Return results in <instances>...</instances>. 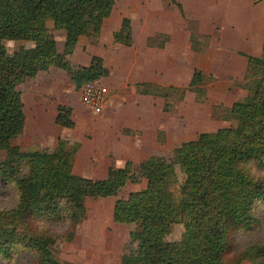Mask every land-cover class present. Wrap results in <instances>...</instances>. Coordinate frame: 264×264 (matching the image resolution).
<instances>
[{
	"label": "trees",
	"instance_id": "obj_1",
	"mask_svg": "<svg viewBox=\"0 0 264 264\" xmlns=\"http://www.w3.org/2000/svg\"><path fill=\"white\" fill-rule=\"evenodd\" d=\"M114 3L0 0V150L5 151L0 160V264H64L56 258L55 247L74 238L86 219L85 200L115 197L127 183L139 182L129 160L122 167H109L104 178L75 174L78 146L68 139L59 138L53 151L12 148L25 128L18 89L25 79L52 66L71 69L78 89L108 73L99 56L74 68L67 57L80 36H99ZM48 21L65 32L62 52ZM189 39L195 52L208 46V35L190 32ZM5 40L32 44L7 54L2 48ZM113 40L132 44L127 19L113 33ZM245 56L244 77L234 82L245 94L230 107L211 108L212 118L227 120L235 115L236 124L198 133L175 146L171 157L161 152L151 155L138 165L145 186L115 199L113 221L135 226L130 237L136 248L123 252L119 264H241L247 259L264 264V238L251 237L264 218V38L259 56ZM213 80L195 70L189 86L149 83L146 94L163 98V109L171 111V101H182L187 91L204 102L203 84ZM56 111L57 125L74 127L70 106L58 104ZM175 217L181 219L183 232L179 243L170 245L166 236Z\"/></svg>",
	"mask_w": 264,
	"mask_h": 264
},
{
	"label": "crops",
	"instance_id": "obj_2",
	"mask_svg": "<svg viewBox=\"0 0 264 264\" xmlns=\"http://www.w3.org/2000/svg\"><path fill=\"white\" fill-rule=\"evenodd\" d=\"M263 3L264 0H115L109 17L103 20L99 36H80L69 56L71 59L75 55L73 62L87 65L91 57L96 55L102 58L103 65L108 68V73L100 78L109 88L105 108L99 113L93 111L95 117L90 118V114L87 116L84 112L80 115V122L86 129L91 127L97 133H93L97 139L91 141L75 134L78 127V121L75 120L77 113L71 105H67L72 109L71 117L75 125L67 128L68 133L65 135L56 128L59 134L51 142L50 150L55 149L59 138L68 139L77 145L73 172L84 176L82 172H75V164L78 160L85 166L86 158L91 156L88 155V149L94 151L96 146H102V151L107 153L104 154L109 161L106 162L107 173L109 167H122L134 156L144 154L148 142L164 146L163 141L169 142L170 139L172 142L178 139L180 143L187 141L181 138L185 137V130L182 129L188 120L206 128L196 134L216 131L219 121L223 119L212 118V106L230 107L245 94H239L231 102L225 101V97L228 99V96L234 97L239 91H244L237 89L234 82L244 77L247 66L245 55L261 54L264 38ZM124 19L130 25V46L113 40V33L122 27ZM58 31L60 37L65 38V32L64 35L61 32L64 30ZM50 32L55 38V31ZM190 32L209 36L208 46L203 52L191 49ZM235 42L247 46V51ZM57 50L62 52L63 48ZM195 70L214 78L207 85L204 102H198L195 94L187 91L182 101L176 103L172 100L176 105L172 112L163 109V98L146 94L149 83L189 86ZM220 96L224 97V101L219 100ZM52 113L54 122L56 107ZM160 132L163 135L162 143L158 142ZM86 143L91 144V148H87ZM154 154L157 153L151 155Z\"/></svg>",
	"mask_w": 264,
	"mask_h": 264
},
{
	"label": "rangeland",
	"instance_id": "obj_3",
	"mask_svg": "<svg viewBox=\"0 0 264 264\" xmlns=\"http://www.w3.org/2000/svg\"><path fill=\"white\" fill-rule=\"evenodd\" d=\"M262 8H264V3L262 4ZM241 16H244V13H241ZM47 28L49 32L52 30L55 31L57 48L62 50L64 37H60L57 33L59 31L54 29L52 21L47 22ZM61 32L64 35V31ZM245 32H247L246 28ZM52 35L54 36V34ZM235 43L240 46V48L247 51V46H244L241 42ZM31 44L32 43L28 40H5L2 48L7 54H11L13 51H22ZM74 56L75 55H73V57ZM73 57H71V59L69 56L67 57L71 60L70 64L72 68L77 65H81V63L73 62ZM70 70H63L52 66L47 71L38 72L35 77L25 79L18 86V89L22 92L21 97L23 110L26 115V124L21 136H18L12 141V148L14 150L53 151V149L50 150L52 144L51 142L54 140V137L59 134V132L56 131V128L60 130L62 135L68 133L67 128L55 125L52 121V112L58 104L71 105L74 108V111H76L77 116L75 120L78 121V127L77 131H74L75 134L83 135V137H86L91 141L97 139L94 135L97 133L93 132L91 127L86 129V127L80 122L81 113L84 112L87 116L90 114V118L95 117L96 113H94L91 108H87L81 104V87L78 89L75 88L72 79H70ZM95 81L108 88V85L102 79ZM201 83H203V80ZM201 83L199 82L198 84ZM203 85L207 88L208 83H204ZM239 92L240 93L236 94L234 97L233 95L228 96V99L225 97V101L227 100L226 103L231 102V100L235 99L239 96V94L245 93V91ZM223 98L220 96L219 100L224 101ZM221 104L224 105V103ZM175 106L176 105L173 106L171 110L172 112L175 110ZM236 122V116L232 115V118L230 119H225V121L222 120L221 122L219 121L217 128L233 126ZM215 127L216 126H213L212 128ZM183 128L184 129L182 130H185V137L181 138L182 141L194 139L197 136L196 133L199 130H203L205 127H199L196 125V122L194 123L191 120H188V122L184 124ZM162 136V133H160L158 138L160 139ZM159 139L158 142L162 143ZM163 143L164 146L159 144L151 145L150 142H148L146 144L147 149L144 154L134 156L132 160H129L132 162L134 175L139 179L138 183H127L115 197L86 199V219H84L76 229L74 238L71 241H61L55 247L56 258L59 261L64 264H119L120 256L123 252H132L135 250L136 244L130 237V231L134 230L135 226L133 224H119L114 222L112 216L113 204L116 198H125L130 191L137 190L145 186V180L139 173L138 165L140 161H142L145 157L147 158L148 155L158 152L164 153L165 157H171L172 148L175 145H179L180 142H178V139L176 142H172L170 139L169 142L163 141ZM86 146L87 148H91V144L89 143H86ZM100 148L96 146L94 151L88 149V155L91 156L86 158V162L84 163L85 166L80 164L77 160V163L75 164V172H82L84 176H90L92 179H98L106 176V162L109 161L108 157L104 156V154L107 153L102 151V146ZM157 149H163L164 151H156ZM4 157L5 151L0 150V160ZM179 178H181L180 175ZM7 198L8 199H6L5 202L9 203V196ZM262 217H264V213ZM150 223L153 224L152 222ZM182 232L183 223L179 217H175L171 232L166 236L168 244L177 245L180 241ZM251 237L252 239L264 238V218L260 228L257 229L256 232L254 231ZM257 261L258 259H247L241 264H257Z\"/></svg>",
	"mask_w": 264,
	"mask_h": 264
},
{
	"label": "built area",
	"instance_id": "obj_4",
	"mask_svg": "<svg viewBox=\"0 0 264 264\" xmlns=\"http://www.w3.org/2000/svg\"><path fill=\"white\" fill-rule=\"evenodd\" d=\"M80 101L94 112H101L108 101V88L97 81L85 82L80 88Z\"/></svg>",
	"mask_w": 264,
	"mask_h": 264
}]
</instances>
